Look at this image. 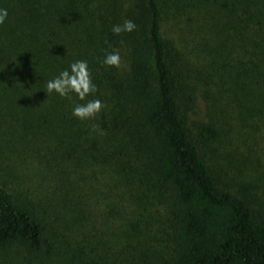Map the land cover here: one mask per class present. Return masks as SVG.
Segmentation results:
<instances>
[{
  "label": "trees",
  "instance_id": "16d2710c",
  "mask_svg": "<svg viewBox=\"0 0 264 264\" xmlns=\"http://www.w3.org/2000/svg\"><path fill=\"white\" fill-rule=\"evenodd\" d=\"M165 5L203 16L219 94L264 128V0H0L6 141L34 149L62 187L41 212L0 182L6 264H264V188L212 165L223 131L191 119L198 90L185 53L164 35ZM124 18L136 29L114 35ZM114 50L119 68L102 65ZM78 59L97 86L86 99L103 104L83 121L71 107L84 101L44 92ZM90 162L117 177L105 207L112 225L99 234L68 189V170Z\"/></svg>",
  "mask_w": 264,
  "mask_h": 264
},
{
  "label": "rangeland",
  "instance_id": "374dc122",
  "mask_svg": "<svg viewBox=\"0 0 264 264\" xmlns=\"http://www.w3.org/2000/svg\"><path fill=\"white\" fill-rule=\"evenodd\" d=\"M165 7L164 35L173 38L185 53V69L198 90V102L193 118L216 121L223 131L219 153L212 158L214 168L225 178L253 180L264 188V128L243 121L232 105L226 106L223 94L215 86L210 57L204 50L198 25L203 16L183 6ZM202 17V18H201ZM71 169V168H70ZM77 169V170H76ZM68 170L72 181L68 189L79 202L91 231H109L105 207L115 203L110 196L117 177L102 165L90 162L84 169ZM81 171V172H80ZM35 150L20 143L6 141V101L0 102V182L31 202L41 212L49 200L61 194L57 188L60 176ZM69 180V181H70ZM55 193V195H54ZM52 198V199H53ZM114 227V226H113ZM0 264H6V253L0 251Z\"/></svg>",
  "mask_w": 264,
  "mask_h": 264
},
{
  "label": "clouds",
  "instance_id": "9594fccd",
  "mask_svg": "<svg viewBox=\"0 0 264 264\" xmlns=\"http://www.w3.org/2000/svg\"><path fill=\"white\" fill-rule=\"evenodd\" d=\"M7 17L8 10L0 7V25L5 22ZM136 27L133 20L124 18L122 23L112 25L111 32L118 36L121 33H131ZM120 63V54L115 50L107 52L101 60V64L106 67L119 68ZM44 92L47 95L54 92L60 97L68 99L74 95L77 100L84 101V103H75L71 107V115L82 121L96 116L103 107L100 99H86L89 95L97 92V86L93 83L86 60L78 59L69 62L67 68L62 69L56 76L46 81ZM93 131L103 134V130L98 126H94Z\"/></svg>",
  "mask_w": 264,
  "mask_h": 264
}]
</instances>
